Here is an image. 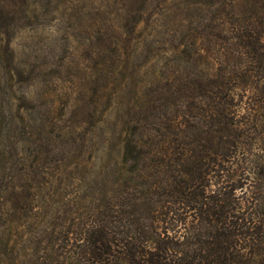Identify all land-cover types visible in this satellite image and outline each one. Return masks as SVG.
<instances>
[{
  "label": "trees",
  "instance_id": "obj_1",
  "mask_svg": "<svg viewBox=\"0 0 264 264\" xmlns=\"http://www.w3.org/2000/svg\"><path fill=\"white\" fill-rule=\"evenodd\" d=\"M240 1L238 56L178 79V127L137 128L80 197L9 204L0 264H264V0Z\"/></svg>",
  "mask_w": 264,
  "mask_h": 264
},
{
  "label": "rangeland",
  "instance_id": "obj_2",
  "mask_svg": "<svg viewBox=\"0 0 264 264\" xmlns=\"http://www.w3.org/2000/svg\"><path fill=\"white\" fill-rule=\"evenodd\" d=\"M244 7L0 0V253L9 204L28 192L35 206L54 191L80 197L85 175L118 158L137 128L163 140L166 127H178V79L204 82L216 63L236 59L229 33L241 27Z\"/></svg>",
  "mask_w": 264,
  "mask_h": 264
}]
</instances>
